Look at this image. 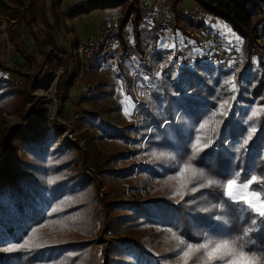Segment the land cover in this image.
I'll list each match as a JSON object with an SVG mask.
<instances>
[{
    "label": "trees",
    "instance_id": "16d2710c",
    "mask_svg": "<svg viewBox=\"0 0 264 264\" xmlns=\"http://www.w3.org/2000/svg\"><path fill=\"white\" fill-rule=\"evenodd\" d=\"M59 1L62 0L55 3L59 4ZM105 1L86 0L64 13L72 18L94 7H104ZM195 1L206 12L227 21L242 36L251 47L249 54L256 57V66H248L234 77L230 70H222L219 62L204 61L168 73L163 82L149 77L148 95L135 107L136 125L133 122L111 124L97 114H89V123L97 129L96 137L103 148L97 151L93 146L92 150L107 154V163L116 158L126 160L125 166L118 171L112 165H93L99 167L103 183L108 187L106 195L110 199L122 195L115 192L112 174L118 175L130 191L138 186H151L144 198L131 203L102 205V193L97 188L95 176L88 168H76V149L68 148L47 128L46 107L37 102L33 119H39L38 126L44 132L28 138L26 126L14 127L9 131L7 141L20 145L24 155L20 162L22 169L40 177L41 181L32 176H18L13 168L0 169V264H179L166 254L154 253L145 244L130 243L118 236L121 232L148 225L171 229L189 243L238 239L243 237L246 228L253 227L254 230L241 242L256 255H264V218L242 210L245 207L242 202L228 201L230 206L217 207L221 199L226 198L220 187L207 183L213 178H223L226 182L235 172L241 173V179L264 173V111L250 119L253 110L264 109V0ZM16 2L21 6L22 1ZM15 16L16 13L12 15ZM183 16L175 10L177 21ZM187 19L191 27L203 26L201 21ZM20 20L36 42L30 22L23 15ZM125 28L126 19H121L117 23V34L123 44H126ZM182 33L194 36L186 31ZM218 46L227 49L220 39L218 42L212 40L203 52L211 53ZM38 51L43 56L38 67L47 70L51 59L41 49ZM53 60L61 63L62 59L54 54ZM112 62L115 68L122 69L110 56H100L94 68L109 67ZM0 70L11 71L1 65ZM67 70L64 67L63 74ZM14 72L23 73L18 69ZM63 74L58 78L57 88L63 84ZM132 81V76L127 74L126 88L137 102ZM114 85L111 84L110 95L114 94ZM28 87L23 91L0 77V108L9 113L19 112L30 96ZM69 90L71 88L63 100L68 97ZM91 92L92 85L85 86L79 101L91 98ZM221 105H225L227 115L218 114ZM213 114L217 115L213 118ZM205 121H209L208 127L199 130ZM213 127L217 128L214 133L211 132ZM253 127L255 133H251V139L244 144ZM198 135L202 137V143L208 138L212 140V144L192 160V165L198 171L203 170L204 175L193 177L191 172L185 173L184 180L191 179L192 183L181 189L187 193L181 199L179 195L173 196L178 182L171 178L192 156V145ZM129 142L132 149L128 147ZM142 149L145 164L140 167L138 160H141ZM16 157L11 155V161H16ZM91 163L95 164V159ZM200 184L205 187H199ZM193 187L198 191H189ZM257 187L253 185L254 189ZM252 218L260 222L253 226ZM100 227L104 237L116 236L102 248L93 243L94 232ZM33 229L37 230L34 234ZM29 235H34L31 250H4L17 247ZM35 244L43 246L35 247ZM198 256L200 254H194L193 260Z\"/></svg>",
    "mask_w": 264,
    "mask_h": 264
},
{
    "label": "rangeland",
    "instance_id": "374dc122",
    "mask_svg": "<svg viewBox=\"0 0 264 264\" xmlns=\"http://www.w3.org/2000/svg\"><path fill=\"white\" fill-rule=\"evenodd\" d=\"M16 1L18 0H0V65L11 70L8 72L0 70V77L23 91H27L31 82L28 87L30 96L19 112L9 113L0 108V169L13 168L18 176H32L41 181L40 177L22 169L20 162L24 155L20 145L15 146L7 141L9 131L14 127L26 126L28 138L44 132L38 126L39 119H33L37 102H41L46 107L47 128L55 132L68 148L76 149L78 157L76 168H88L95 176L97 188L102 193V205L109 202L140 201L147 195L151 186H138L136 190L130 191L118 175L112 174L111 180L117 188L115 192L122 195H114L111 199L106 195L108 187L103 183L99 167L93 165L102 164L104 167L112 165L118 171L125 166L126 160L116 158L107 163V154L97 152L103 148L96 137L97 129L89 123V114H97L111 124L126 125L133 122L136 125L135 107L148 95L149 85V77L145 73L139 75V72L148 68L149 63L147 60L140 61L137 57H130L125 61H118L122 69L117 66L115 68L114 62L109 67L95 69L98 57L89 66L81 67L80 58L75 57L72 51L73 44L96 35L108 23L117 24L121 19H126L124 34L127 45H133L137 50H141L147 44L148 47L169 53L168 62L161 63L162 69H166H156L154 77L157 81H166L168 73H176L182 67L193 66L192 54L198 52L202 55L212 40L217 39H221L227 45L229 53L232 52L233 56L241 58L237 68L230 70L234 77L248 66L255 67L257 64L255 55L249 54L250 45L246 44L242 36L233 30L227 21L206 12L195 0H179L176 3L175 0H107L104 7H94L72 18L64 12L86 0H62L59 4L55 3L57 0H20L21 6ZM175 10L184 15L182 20L175 19ZM14 13L16 16L13 18ZM137 14L140 16L138 19ZM20 15L30 22L37 37L36 42L20 20ZM187 17L201 21L203 26L190 27ZM182 31L193 33L194 36L185 35ZM39 49L51 59V66L47 70L46 67H38L43 58L38 53ZM54 54L61 56V63L53 60ZM12 60L17 63V67L8 64ZM64 67L68 68L65 74L62 72ZM17 69L23 73L14 72ZM62 74L63 84L57 88L58 78ZM127 74L132 76L131 88L137 102H134L126 88ZM111 84H115L113 95H110ZM89 85H92L91 98L79 101L85 86ZM235 87L237 88V81ZM68 88H71V91L69 90L68 97L63 100ZM67 133H72V137ZM130 133L134 136L132 131ZM93 146L96 147L97 154L92 150ZM128 147L132 149L130 142ZM142 153L143 149L140 152L141 160H138L140 167L145 164ZM13 154L17 155L16 161L10 159ZM130 158L134 159L132 156ZM93 159L95 164L91 163ZM105 210L107 211V208ZM102 230L100 227L94 232L93 237V243L101 248L116 238L104 237ZM118 236L126 238L130 243L145 244L151 247L154 253L166 254L175 261L174 263L181 264L177 255V241L171 238V233L165 228L148 225L130 229L126 233L121 232Z\"/></svg>",
    "mask_w": 264,
    "mask_h": 264
},
{
    "label": "snow or ice",
    "instance_id": "6c2138e0",
    "mask_svg": "<svg viewBox=\"0 0 264 264\" xmlns=\"http://www.w3.org/2000/svg\"><path fill=\"white\" fill-rule=\"evenodd\" d=\"M227 104V102H225ZM225 105H221V111L219 115H227L224 111ZM261 111L264 109L253 110L250 119L255 118L260 115ZM217 114H213V118ZM209 121H205L200 124L199 130H204L208 127ZM217 128L213 127L211 132H216ZM256 129L251 128L250 134L247 139L244 140V144L248 143V139H251V133H255ZM211 133H209V136ZM212 144L210 138L207 139L206 143H202V137L197 136L195 143L192 145L193 154L189 157L188 161L183 163L178 167L177 174L172 177L178 182L177 190L173 192V196L179 195L181 199L187 193L181 191V189L186 188L192 183V180H184L185 173L191 172L192 176L197 175L203 176V170H197L192 165V160L196 159L198 153L202 152L205 148H208ZM181 159H183L181 157ZM231 178H228L225 182L223 178L221 179H209L208 185H215L220 187L223 191V197L226 199H221V204L217 207H223L228 205V201L232 203H243L245 206L244 211H249L254 213L258 218H264V173L261 175H250L244 176L241 179V173L235 172L230 174ZM253 185H257V188H253ZM199 187H205L204 184H200ZM189 191H198V188L193 187ZM230 206V205H228ZM56 209H53L55 212ZM52 213H50L51 215ZM246 222V221H245ZM260 221L257 218H252L251 224L253 226L257 225ZM253 227H248L243 232V237L249 236L252 232ZM33 234L37 231L33 229ZM171 233V238L177 241V255L181 260V264H264V255H256L250 249H246L244 243H242L243 237L233 240H212L208 239L203 243L194 245L182 239L177 233L172 232L171 229L168 230ZM34 245V235H29L23 243H19L15 248L4 249L6 251H19L21 249H29ZM43 245L35 244V247H42ZM194 254H200L193 260Z\"/></svg>",
    "mask_w": 264,
    "mask_h": 264
},
{
    "label": "built area",
    "instance_id": "2783aa9c",
    "mask_svg": "<svg viewBox=\"0 0 264 264\" xmlns=\"http://www.w3.org/2000/svg\"><path fill=\"white\" fill-rule=\"evenodd\" d=\"M2 34L4 35V33ZM216 41L218 42L219 40L217 39ZM72 51L75 57L80 58L81 67L89 66L90 63L94 62L100 56H110L120 62L130 57H137L140 61L147 60L149 67L141 69L139 75L145 73L148 77H154L156 69H162L161 63L163 61L168 62L167 60L170 56L167 51L148 47L147 44L141 50H137L133 45L123 44L118 38L116 23H108L96 35L73 44ZM192 58L193 65L204 61H217L223 70H235L238 63L241 62V58L233 56L232 52L229 53L223 46H218L211 53H203L202 55L198 52L193 53ZM8 64L18 66L13 60L12 62H8ZM165 69L163 68L162 70ZM68 136L72 137V133H69Z\"/></svg>",
    "mask_w": 264,
    "mask_h": 264
},
{
    "label": "crops",
    "instance_id": "0c3cea01",
    "mask_svg": "<svg viewBox=\"0 0 264 264\" xmlns=\"http://www.w3.org/2000/svg\"><path fill=\"white\" fill-rule=\"evenodd\" d=\"M191 27V26H190Z\"/></svg>",
    "mask_w": 264,
    "mask_h": 264
}]
</instances>
